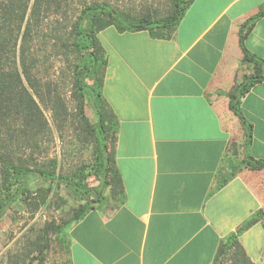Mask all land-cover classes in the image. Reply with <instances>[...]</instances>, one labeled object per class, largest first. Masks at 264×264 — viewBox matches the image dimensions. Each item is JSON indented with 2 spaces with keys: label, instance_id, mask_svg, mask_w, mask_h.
I'll list each match as a JSON object with an SVG mask.
<instances>
[{
  "label": "crops",
  "instance_id": "obj_1",
  "mask_svg": "<svg viewBox=\"0 0 264 264\" xmlns=\"http://www.w3.org/2000/svg\"><path fill=\"white\" fill-rule=\"evenodd\" d=\"M263 7L264 0H193L170 38L115 27L99 34L124 196L73 224L72 264H215L240 229L251 263L264 264V218H257L264 169L243 164L247 153L264 160V80L241 100L248 142L229 98L253 73L241 26ZM245 44L264 59V16Z\"/></svg>",
  "mask_w": 264,
  "mask_h": 264
},
{
  "label": "trees",
  "instance_id": "obj_2",
  "mask_svg": "<svg viewBox=\"0 0 264 264\" xmlns=\"http://www.w3.org/2000/svg\"><path fill=\"white\" fill-rule=\"evenodd\" d=\"M193 0H168L164 8L144 2L139 6L120 7L106 0H0V224L9 210L30 205L33 194L36 208L48 204L51 192L65 186L81 205L70 218L46 223L33 244L36 254L25 264H47L52 236L71 261V228L96 203L113 199L122 201L124 188L116 166L114 140L115 115L103 96L107 67L106 51L99 34L109 27L118 31L147 30L154 37L170 38L185 17ZM260 13L241 26L240 44L244 62L253 65V73L245 76L229 93L230 108L251 137L249 124L241 107L243 96L264 80V59L250 52L246 39ZM68 93L74 105L72 124L74 137L70 147L82 151L92 146L95 178L98 187H90L87 166H77L74 174L63 173L57 158L40 160L48 152L54 129L62 130L68 118ZM91 105L95 118L86 112ZM45 110L51 113L49 123ZM53 126V127H52ZM53 141V140H52ZM243 164L253 170L264 169V160L246 154ZM34 178L49 185L31 189ZM227 182L223 178L221 185ZM111 188L110 195H105ZM264 218L258 212L257 218ZM257 218L245 224L253 225ZM232 235L220 246L215 264L221 258L231 264H252ZM0 264H22L18 255L8 252Z\"/></svg>",
  "mask_w": 264,
  "mask_h": 264
},
{
  "label": "rangeland",
  "instance_id": "obj_3",
  "mask_svg": "<svg viewBox=\"0 0 264 264\" xmlns=\"http://www.w3.org/2000/svg\"><path fill=\"white\" fill-rule=\"evenodd\" d=\"M115 6L120 7H134L141 3L149 1L155 7L164 8L168 0H106ZM68 118L59 132L54 129L52 140L49 144L48 152H43L39 157L40 160L49 157L57 158L62 167L63 173L70 175L74 174V169L77 166H87L85 173L88 178L90 187H98L100 182L95 178L91 165L93 164L92 146L82 148V151L73 149L71 145L74 137V128L72 124V113L74 112L73 104L70 100V93H68ZM86 112L92 121H95V115L91 105H87ZM45 115L51 123V113L45 110ZM53 127V126H52ZM49 184L42 179L34 178L31 182V189L34 191L38 187H47ZM111 188L106 190L105 195H110ZM39 200L36 193L31 198L30 205L16 206V208L9 210L7 215L3 218L0 224V261L5 258L8 252L18 255L20 262L25 264L36 257L33 251V244L43 226L56 220L58 223L62 218H70L74 209L81 205V201L75 195L62 186L58 191L51 192L48 204L36 208L33 202ZM104 203L94 204L96 207H103ZM73 226V225H72ZM51 249L48 253L47 264H63L67 259L61 245L58 244V239L52 236Z\"/></svg>",
  "mask_w": 264,
  "mask_h": 264
}]
</instances>
